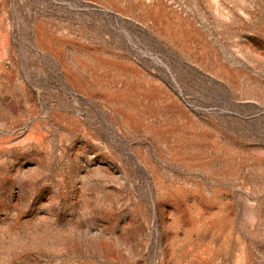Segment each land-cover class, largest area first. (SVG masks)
Wrapping results in <instances>:
<instances>
[{"label":"rangeland","instance_id":"1","mask_svg":"<svg viewBox=\"0 0 264 264\" xmlns=\"http://www.w3.org/2000/svg\"><path fill=\"white\" fill-rule=\"evenodd\" d=\"M0 264H264V0H0Z\"/></svg>","mask_w":264,"mask_h":264}]
</instances>
